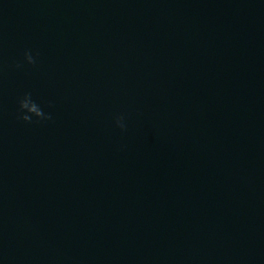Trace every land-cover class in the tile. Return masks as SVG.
<instances>
[{
  "label": "water",
  "instance_id": "water-1",
  "mask_svg": "<svg viewBox=\"0 0 264 264\" xmlns=\"http://www.w3.org/2000/svg\"><path fill=\"white\" fill-rule=\"evenodd\" d=\"M0 264H264V0H0Z\"/></svg>",
  "mask_w": 264,
  "mask_h": 264
},
{
  "label": "clouds",
  "instance_id": "clouds-1",
  "mask_svg": "<svg viewBox=\"0 0 264 264\" xmlns=\"http://www.w3.org/2000/svg\"><path fill=\"white\" fill-rule=\"evenodd\" d=\"M38 55L39 54L37 53L36 57H38ZM36 57H34L31 50H25L22 61H15L12 67L21 69L25 66V63L30 66H35L38 63ZM17 104L18 108L16 112V119L24 122L25 124L42 123L53 119L52 114L45 112L41 104L33 99L31 92H25L22 96H20L17 99ZM47 106H52L50 101L47 102ZM126 118V113L117 114L113 118L115 126L119 128L121 132H125L127 130V124L125 123Z\"/></svg>",
  "mask_w": 264,
  "mask_h": 264
}]
</instances>
